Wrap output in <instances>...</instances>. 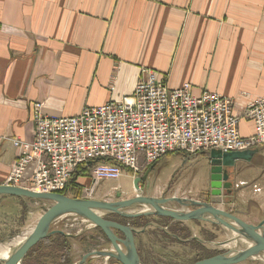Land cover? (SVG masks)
<instances>
[{"label": "crops", "instance_id": "obj_1", "mask_svg": "<svg viewBox=\"0 0 264 264\" xmlns=\"http://www.w3.org/2000/svg\"><path fill=\"white\" fill-rule=\"evenodd\" d=\"M144 68L171 88L230 97L241 115L264 96V0H0V185L18 156L11 139H35L33 103L75 116L130 96ZM239 128L254 133L250 121ZM150 167L122 170L144 178Z\"/></svg>", "mask_w": 264, "mask_h": 264}, {"label": "built area", "instance_id": "obj_2", "mask_svg": "<svg viewBox=\"0 0 264 264\" xmlns=\"http://www.w3.org/2000/svg\"><path fill=\"white\" fill-rule=\"evenodd\" d=\"M42 108V103H33L35 139H11L18 156L2 185L60 193L81 167L89 168L97 184L118 179L123 168L135 176L172 153L242 152L264 145V96L238 115L232 98L207 90L197 96L189 83L171 88L149 68L121 101L85 107L68 117L46 114ZM241 120L254 124L252 135L241 134ZM60 223L61 230L71 234L90 226L73 214L55 221L53 228Z\"/></svg>", "mask_w": 264, "mask_h": 264}, {"label": "rangeland", "instance_id": "obj_3", "mask_svg": "<svg viewBox=\"0 0 264 264\" xmlns=\"http://www.w3.org/2000/svg\"><path fill=\"white\" fill-rule=\"evenodd\" d=\"M185 157L190 158V160H186ZM208 165V152H201L187 156H184L182 153H172L162 158L155 166L150 167L145 173L144 180H141L139 184L142 185L141 189L143 193L148 196L157 198H171L175 196L178 198L204 201L207 198V193H210L211 187H209L208 177H205V174L201 172H203L204 169H207ZM182 166L197 170L198 179L191 183H185L180 182L177 178H175L174 181L171 182L170 180L172 177L179 174L177 169L181 168ZM238 167L241 169V173L239 174L237 181L248 185L247 187L243 188L239 194L230 199V206L228 208H236L248 212L244 219L251 222H257L261 220L264 215L263 212H261L262 214H258L256 212L258 211V204L260 202L259 198L261 195L264 197V145L258 146L256 148L255 153L251 156L250 160L238 162ZM200 174L202 175L201 178ZM133 175L129 173L128 170L124 169L122 170L121 176L118 179H102L97 184H93L92 182L94 178L90 175H87L85 176V179L83 178L81 181L74 183L72 182L70 186L76 189L75 192L81 198L111 201L112 199H115L114 191L117 189H122V197L128 199L137 195L135 191V180L138 177H134ZM169 184L170 187L167 188V185ZM51 204V201L39 203L16 196L0 197V243H7L17 236L31 233L40 216ZM167 207L172 209H187L178 202H170L167 204ZM144 208V206H134L132 208H128L125 211L134 213L139 212ZM100 214L104 217L113 219L110 214L104 212H100ZM147 218L148 222L142 228H146L145 231L148 233L142 237H140L139 234L136 235V245L143 257H148V255L151 254L152 257L159 260L161 264H192L195 261L194 256L196 252L193 248H191L190 245H179L176 243L172 244L168 240L164 239H160L162 242L159 243V245H154V242L157 240L156 237L151 234V232L154 230V226H147L148 223L150 224L152 221H157L161 226L168 224L166 222L163 223L161 219H155L153 216H148ZM62 222L64 223L65 221ZM68 223L71 224L72 222L68 221ZM61 224L62 223H60L59 226L57 228L55 227L54 229H61ZM188 224L190 223L184 222L177 227L185 228V234L188 235L196 233L197 236L202 240L205 238V236L210 237L211 233L217 239H222L225 237L230 239L233 238L235 242L231 245L232 251L242 250L247 245L243 241L236 242L235 239L240 237H238V235L232 230H226V235H224L219 229L213 228L209 224L199 222L198 228H196L194 231ZM83 228V231H81L82 233L90 229L92 232L89 234L96 232L95 227L87 229L83 226ZM142 228L137 229L141 230ZM202 230L207 231L205 236ZM210 248L217 251L220 250V248L218 249L215 246H211ZM101 249H109V246L107 243H105V240L102 241L98 248H93V250ZM75 255V263H78L79 260H81L83 254L80 253V256L77 254ZM95 259L96 261L91 264H106L107 262L102 257H97ZM154 261L155 260H153V262ZM0 264H2V262ZM108 264L118 263L113 259H109ZM253 264L260 263L258 262Z\"/></svg>", "mask_w": 264, "mask_h": 264}, {"label": "water", "instance_id": "obj_4", "mask_svg": "<svg viewBox=\"0 0 264 264\" xmlns=\"http://www.w3.org/2000/svg\"><path fill=\"white\" fill-rule=\"evenodd\" d=\"M255 150L242 152L222 153L212 149L209 154L211 165V189L213 195H220L223 182L227 183L228 176L223 168L232 166L237 160H250ZM95 161L88 163L91 166ZM143 180L140 177L135 180V191L137 195L116 202L103 201L88 198L69 197L63 193H40L25 188L11 185H0V197L16 196L22 199L51 201L52 204L46 208L40 216L36 226L27 238L18 246L12 248L8 258L1 260L2 264H22L27 253L39 241L55 234L74 236L61 229H54L53 224L58 219L67 215H77L89 222V228H100L109 240V249L93 250L86 253L82 259L75 264H87L94 257H104L106 260L114 259L120 264H144L140 258L136 245V235L145 232L146 228H137L121 222L108 219L100 214H116L124 218L134 219L142 216H158L171 218L174 221L188 222L193 220L209 221L224 225L235 232L238 237L251 242L245 250L236 251L233 255L218 254L210 258L202 259L192 264H238L251 257L264 253V219L258 225L246 223L234 214L224 211L210 203L187 198H157L144 195L139 185ZM119 197V196H118ZM170 202H178L187 209H172L166 207ZM144 206L139 212H126L128 208ZM194 206L196 209H190ZM233 222L230 223L229 221ZM87 228V229H89ZM120 233L121 235H119Z\"/></svg>", "mask_w": 264, "mask_h": 264}, {"label": "flooded vegetation", "instance_id": "obj_5", "mask_svg": "<svg viewBox=\"0 0 264 264\" xmlns=\"http://www.w3.org/2000/svg\"><path fill=\"white\" fill-rule=\"evenodd\" d=\"M184 156H187V155H184ZM185 158H186V160H190V158H188V157H185ZM240 161H243V160H237L232 166L223 168L224 172L228 176L227 183H230V185L228 187H225L224 185L226 184V181H224L223 186L221 188L220 195H213L212 189H211L210 193H207L208 195H207L206 200H204V201L198 200V201L210 203V204L214 205L215 207H218L224 211H227V212L234 214L236 217L242 219L246 223H249L252 225H258L262 222V220L264 218H262L261 220H259L257 222H251L249 220L244 219V217L246 216V214H248V212H245V211H242V210L236 209V208H231V209L228 208L230 206V201H231L230 199L235 197L237 194H239L241 192V190L243 188L247 187V185H248V184H245L243 182L237 181L238 176L241 173V169L238 167V162H240ZM157 163H154L152 165L155 166ZM212 168H213V166L211 165V160L209 159V165H208L207 169H204L203 172L199 171V172L205 174V177H208L209 187H211V175H212L211 170H212ZM177 171L179 174L173 176L172 179L170 180L171 182L174 181L175 178H177L178 181L185 182V183H191V182L196 181L198 179V172L194 168L182 166L181 168H178ZM201 177H202V175L200 174V178ZM143 180H144V178H143ZM140 187L142 188V185H140ZM168 187H170V184L167 185V188ZM144 195H146V194H144ZM114 197H115V199H112L110 202H116L119 200L127 199V198L122 197V189L121 190L120 189L115 190L114 191ZM162 198H165V197H162ZM166 207H167V205H166ZM189 208L190 209H196L197 207L191 206ZM153 217L155 219H159V220L161 219L163 221V223L166 222L168 225L161 226L157 221L156 222L152 221V223H150V224L148 223L147 226H154V227H157L161 230H164L165 232H168L172 226H174L177 222H180V221H174L173 219L167 218V217H158V216H153ZM167 219H170V220H167ZM111 220H113V219H111ZM115 221H118V220H115ZM189 222H191L190 228L194 231L196 228H198L199 222L209 224L213 228L219 229L220 232L224 235H226V233H225L226 230H230L228 227H226L224 225L209 222V221L193 220V221H189ZM229 222L233 224L232 220ZM202 232L205 236L207 231L202 230ZM118 234L121 235L120 233H118ZM175 236H177V235H175ZM177 238L181 242L189 243L191 248H193L195 250L196 254L194 256V260H195L194 262H197V261L202 260V259L210 258V257H213V256L218 255V254H224L227 256L233 255L237 251V250H233V251L231 250V245L235 242L233 238L230 239L228 237H225L222 239H217V238H215V236H213L212 233L210 234V237L205 236V238L203 240L200 239L196 233L190 234V237L188 239H182V238H179L178 236H177ZM235 240H236V242L237 241H243L244 243L247 244L246 247L242 250H245L246 248H248L251 245V242H249L248 240H246L244 238H237ZM207 245H208V247H207ZM211 246L212 247L215 246L218 249L220 248V250L217 251L215 249H212V248H210ZM239 251H241V250H239ZM140 258H141V256H140ZM141 260H142V258H141ZM142 262H143V260H142ZM258 262L260 264H264V253L255 255V256L251 257L250 259H247L246 261L240 262L238 264H243V263L253 264V263H258Z\"/></svg>", "mask_w": 264, "mask_h": 264}, {"label": "trees", "instance_id": "obj_6", "mask_svg": "<svg viewBox=\"0 0 264 264\" xmlns=\"http://www.w3.org/2000/svg\"><path fill=\"white\" fill-rule=\"evenodd\" d=\"M89 175V168L87 167H81L76 172V178L71 181L78 182L81 181V179L85 178V176ZM70 183V185H71ZM68 186L66 190L60 192L63 194L68 195L69 197H76L81 198L79 195L75 192L76 189ZM33 202H39V203H45V201L41 200H30ZM111 217H113V220H118L119 222L123 224H130L131 226L135 228H142L147 222L148 218L147 216H142L134 219H128L124 218L120 215L116 214H110ZM108 219H112L109 217H106ZM116 218V219H114ZM170 220V219H167ZM184 222H177L175 226L171 227L168 232H165L164 230H161L157 227H153V236L156 237V241L154 242V245H159V243L162 242L160 239L168 240L169 242L176 243L179 245H187L189 246V243L181 242L179 238L182 239H188L190 235L185 234V228H178L177 226L182 224ZM181 230V231H180ZM183 231V232H182ZM148 232H143L139 234L140 237L145 236ZM177 235V236H175ZM100 239H104L105 243L109 244V240L103 233V231L100 228H96V232L89 234L87 232L80 234L78 236H68L64 234H55L50 237H47L41 241H39L33 248L30 249V251L27 253L25 259L23 260L22 264H75V252L73 249L74 243L76 241H79L80 243L85 244H91L96 245L99 244ZM99 240V241H98ZM139 254L144 262V264H161L159 260L152 257L151 254L148 255V257H143L141 255L140 251ZM114 260V259H113ZM153 260H155L153 262ZM116 261V260H114ZM117 262V261H116ZM157 262V263H156ZM92 261L89 260L88 264H91ZM119 263V262H117ZM120 264V263H119ZM171 264V263H169Z\"/></svg>", "mask_w": 264, "mask_h": 264}, {"label": "bare ground", "instance_id": "obj_7", "mask_svg": "<svg viewBox=\"0 0 264 264\" xmlns=\"http://www.w3.org/2000/svg\"><path fill=\"white\" fill-rule=\"evenodd\" d=\"M29 234L30 233L17 236L7 243H0V259L3 260V259L8 258V256L10 255L12 251V248L22 243Z\"/></svg>", "mask_w": 264, "mask_h": 264}]
</instances>
